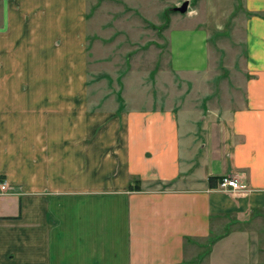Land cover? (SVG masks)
Here are the masks:
<instances>
[{
	"label": "crops",
	"instance_id": "0c3cea01",
	"mask_svg": "<svg viewBox=\"0 0 264 264\" xmlns=\"http://www.w3.org/2000/svg\"><path fill=\"white\" fill-rule=\"evenodd\" d=\"M89 2L0 0V264L192 263L213 234L199 264H264V0L201 113L95 102ZM207 15L172 28L181 76L211 67Z\"/></svg>",
	"mask_w": 264,
	"mask_h": 264
},
{
	"label": "rangeland",
	"instance_id": "374dc122",
	"mask_svg": "<svg viewBox=\"0 0 264 264\" xmlns=\"http://www.w3.org/2000/svg\"><path fill=\"white\" fill-rule=\"evenodd\" d=\"M184 1L90 0L88 28L95 102L111 109L120 104L121 110L122 96L129 108L182 104L193 109L197 102L201 113L204 94L211 90L219 96L226 80L233 84V74L243 71V0H188L186 13L173 9ZM203 14H208L202 20L209 27L211 67L190 79L170 67L168 41L173 27L192 22L188 16L197 20ZM214 102L218 106L220 101ZM261 237L264 248V232Z\"/></svg>",
	"mask_w": 264,
	"mask_h": 264
},
{
	"label": "built area",
	"instance_id": "2783aa9c",
	"mask_svg": "<svg viewBox=\"0 0 264 264\" xmlns=\"http://www.w3.org/2000/svg\"><path fill=\"white\" fill-rule=\"evenodd\" d=\"M218 188L224 191L229 192H238L242 190H247V185L245 183L240 182L237 178L232 176H223L218 181ZM8 189V184L6 181L0 182V190L3 192Z\"/></svg>",
	"mask_w": 264,
	"mask_h": 264
},
{
	"label": "trees",
	"instance_id": "16d2710c",
	"mask_svg": "<svg viewBox=\"0 0 264 264\" xmlns=\"http://www.w3.org/2000/svg\"><path fill=\"white\" fill-rule=\"evenodd\" d=\"M173 9H174V8H173ZM170 10H172V9H170ZM119 99H120V101L122 102V98H119ZM0 179H1V177H0ZM140 188H141V186H140L139 184H136V185L130 184V189H132V190H133V189H140ZM219 237H220V235H214V234L211 235V236L208 238L207 242H206L205 244H203L204 249H203V251L199 254L197 260H195V261L192 262V263H188V262H186V263H181V264H197V263H199L200 261H202V259L210 253L212 245L215 243V241H216Z\"/></svg>",
	"mask_w": 264,
	"mask_h": 264
},
{
	"label": "water",
	"instance_id": "95a60500",
	"mask_svg": "<svg viewBox=\"0 0 264 264\" xmlns=\"http://www.w3.org/2000/svg\"><path fill=\"white\" fill-rule=\"evenodd\" d=\"M189 8V1H184L180 6L174 7V10L180 12V13H186Z\"/></svg>",
	"mask_w": 264,
	"mask_h": 264
}]
</instances>
